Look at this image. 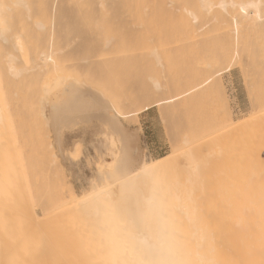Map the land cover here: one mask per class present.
I'll return each instance as SVG.
<instances>
[{
	"label": "rangeland",
	"instance_id": "1",
	"mask_svg": "<svg viewBox=\"0 0 264 264\" xmlns=\"http://www.w3.org/2000/svg\"><path fill=\"white\" fill-rule=\"evenodd\" d=\"M13 1L2 0L8 5H14L11 4ZM52 1L47 6L55 9L56 1ZM198 1L165 0L169 11L185 16V26L182 29L135 32L132 35L141 38L140 46L132 49L115 44L107 51L103 48L102 40L99 43L95 41H99L101 34H97V39L92 33V37H95L94 45L92 41L88 43L89 40H85L91 33L83 31L75 37L65 34L67 38L70 37L65 41L59 33L58 24L53 40L50 9L44 15L35 2L32 3L33 13L38 10L41 13L26 15V19L24 14L16 13L17 11L10 13L13 18L16 15L11 21L20 32L38 36L37 20L45 22L48 28L47 34L45 33L46 50L52 46L59 48L55 56L67 67L63 70L66 76L77 81L75 86L79 88L84 85L81 87L84 90H94L97 98L109 108L110 114L118 109L126 130H142L146 142L154 146V151L148 153V161L161 157L170 159L168 167L153 171L156 199L163 208L161 219L169 224L168 229L178 231L179 236L202 238L214 237L224 232L221 236H227L233 222L240 217L251 222L258 208L264 182V97L259 87L264 67V25H248L244 16H241L242 12L239 13L240 6L235 8L236 11L233 9L232 12L223 14L217 9L220 13H212L213 17L204 13L199 18V23L192 15L189 17L188 11L197 12ZM240 1L244 0H239V5L242 3ZM35 7L38 9L35 10ZM185 9L189 14H186ZM235 21L241 27L236 28ZM113 35L116 36V33H111ZM217 68L221 71L219 77L214 72ZM246 76L256 85L255 100L249 96ZM34 100L37 101V97L33 96L32 103ZM144 100H149L150 103L141 111L139 104ZM39 107L41 106L34 104L24 109L23 123L17 122L13 128H0V150L3 149L0 151V165H6L5 168L10 170L7 172H12V177L15 175L13 183L21 181L15 186L26 187L20 186L22 194H17L20 190L17 192L12 189V192L17 193L10 195L13 194L14 197H11L15 199V204L20 206L26 202L22 198H28L26 206L29 205L30 209L36 211L41 222L39 225H42L40 231L38 226L35 227L36 221L34 223L30 220L31 223L28 224L32 228L24 226L25 230L21 235L31 231L29 234L25 233L28 238L24 239L27 242L25 244L30 245L29 249L33 248V252L37 250L34 253L40 261L46 262L43 264H57L56 261L58 264H82L83 261L89 264L93 259L95 263L93 260L91 264H103L100 263L101 258L96 257L103 256L99 255V249H96L99 254L98 251L93 252L96 256L91 254L95 250L94 246L97 248L100 242L103 243L101 239L98 244L96 241H89L90 244L88 242L92 236V241L96 239L95 236L104 240L101 235L102 224L87 219L79 204L78 193L82 191L85 181L90 183L94 179V170L99 171L96 165L101 164V160L96 155L97 148L93 142L107 135L105 143L108 147L102 153L103 165L107 166L113 165V160L120 156L117 151L123 140L119 133L113 132L108 122L101 119L100 109L92 111L90 115L93 118L87 122L75 118L71 112L58 123L57 119L48 116V111L47 114L44 113L46 109ZM51 108L54 114V109ZM3 136H6L8 142ZM14 136L17 138L14 142L16 149L11 144ZM76 141L78 144L73 148ZM77 146L80 148V156L73 159ZM186 152L195 157V163ZM23 170L26 176L22 177ZM23 178L27 180L25 184L22 183ZM22 206H25L24 203ZM32 231L41 238V242H38L40 247L37 244L39 238ZM50 231H53L52 234ZM14 233L9 236L13 237L9 240L20 236V233L15 236ZM23 237L20 236L19 239ZM30 238V242L34 238L32 242L36 240V243L28 244ZM82 239H88L87 243ZM83 253L90 260H86L87 256L82 260L85 257ZM111 255L104 257L105 262L108 256V261L112 258ZM37 257L35 262L42 264L37 261ZM60 260L64 262H59ZM111 260L114 264V259H110V263Z\"/></svg>",
	"mask_w": 264,
	"mask_h": 264
},
{
	"label": "bare ground",
	"instance_id": "2",
	"mask_svg": "<svg viewBox=\"0 0 264 264\" xmlns=\"http://www.w3.org/2000/svg\"><path fill=\"white\" fill-rule=\"evenodd\" d=\"M51 1H49V0H14L13 3H11V4L20 5V6L12 8L11 12L15 13L17 11L16 13H18V12L22 13L25 15V17H24L25 19H26V15L32 16L35 13H39L40 12L39 10H41L45 15L48 13L47 12L48 8L47 7L41 8L40 6L41 5H48V2H51ZM55 1H56V5L68 6V8L72 12H74L77 16L80 17V19L82 21V30L81 31L86 32L88 34L91 33V36L88 35V37L85 38V40H89V42L87 41L88 43H90L92 41L91 43L93 44V39L95 37L94 36H93L94 38L92 37V33H94L95 36H97V34L98 35L101 34L102 35L101 38H99L98 36L96 37L97 39L99 38V41L98 40H95V41H96V43H99L102 40L103 41L102 44L104 46L103 48H105L106 51L109 48H112V46H114L115 44H121L122 46H126V47H129L132 49H134L136 46H140L141 38H138L137 36L132 35L135 32L166 31V30H170V29H182L185 26V23H184V17L185 16H183L182 14L178 16V14H176V13L174 14V12L173 13L171 12L173 10L169 11L166 7L165 0H55ZM55 1L53 0L52 2H55ZM238 1L239 0H237V2ZM237 2L235 0H217V1L199 0L198 6L196 7L197 12H194V11L192 12L191 10H188L190 13L189 14L186 9H185L186 10L185 12H187L186 14L190 15V16L189 15H187V16H189V17L193 16L192 18H195L197 20V22H199V18L202 17L204 13L206 15L211 14V16H212V13L214 14V12H216V11L219 13L221 11L222 14H223V12H226V13L229 12L230 13V12H232L233 9L236 11L235 8H238V7H232V5H234V4L239 5ZM240 2H242V1H240ZM260 2H261V0H247V1L244 0L239 5L240 6L239 8H241L240 9L241 11L239 13L242 12L241 16L242 17L244 16V18L246 19L245 22H247V24L252 26V27H257L259 25H262L261 20H260L259 15H258V10L255 8L244 7V5H247L250 3L260 4ZM6 3L7 2H5V4ZM32 3H34V4L37 3V5L39 7L38 12L35 11V13H33L34 12V7H33L34 4L32 5ZM202 3H211V4L216 5V7L212 8L210 10L203 9L200 7V5ZM49 5H51V4L49 3ZM220 5H226L227 7L222 8V7H220ZM113 6H115V7H113ZM37 9L38 8L35 7V10H37ZM173 9H174V7H173ZM193 9H194V7H193ZM217 9H219L220 11H218ZM259 11H264V9H261ZM40 15H42V14H40ZM44 15H42V16H44ZM236 15H237V12H236ZM15 16L13 18L12 14L10 13V18L15 19ZM234 16H235V14H234ZM21 18H22V16H21ZM239 19H240V17H239ZM41 23L43 25L42 27L37 26L38 36L39 35L45 36V33L47 34L48 28H47L45 22L41 21ZM195 23H196V21H195ZM241 23H242V21H241ZM235 24H236L235 26H237L236 28H238V26H240L238 22H236ZM113 32L116 33V36H114V35L111 36V33H113ZM55 35L56 34H53V38H52L53 40H55ZM66 36H69V35L66 34ZM66 36L65 35L63 36L64 37L63 40H65V41L67 38ZM70 37H68L67 39H69ZM81 37H83V39H84V36H81ZM59 38H60V35H59ZM149 41H152V40L150 39ZM71 43H72V41H71ZM88 43H87V45H88ZM121 45H120V47H121ZM64 48H66V47L64 46ZM58 49L57 48L55 49L54 46H52L49 50H46V48H44V49H41V53L38 55L35 47H33L31 51H29L28 47H25V50L23 52L19 53V60L24 61L25 59H27L28 63H30L34 67L35 70L29 71V72H26V73H23L20 75L11 74L8 72L6 64L4 62L3 54L0 53V88L3 89L4 95L6 97L4 102H0V128H1V126H2V128H3V126H5L4 128H6V129H7V127L13 128L17 122L23 123L25 121L24 117L22 115L23 110L28 108V107L33 106L34 104L41 106L43 109H46L44 113H46L48 111L47 112L49 114L48 116L49 117L51 116L52 118L54 117V119H57V122L59 123L60 119H65L67 114L71 113V108H72L73 104L80 103V101H82V100L88 101L91 96L98 97L95 94L94 90H92L93 92H91L90 89H89L90 91H88V90H84L83 88H81L84 85L81 87L79 85L78 86H79V88H81L83 90L85 95L82 96L79 100H77L75 97H73L72 86L75 85V83L77 81L71 80L69 78L70 76H66L65 72L63 71L65 68V65L62 64L63 61H61L55 55H51L53 52L56 53L58 51ZM44 51H47L50 54V58L44 57L42 55ZM62 52H60V53H62ZM86 57H89V56H86ZM86 57H84V58H86ZM101 57H103V56H101ZM89 58H92V56H90ZM159 59H160V57H159ZM130 63H132V61H130ZM83 64H84V62H83ZM126 64H127V62H126ZM147 66H149V65H147ZM71 78H73V77H71ZM74 79H75V77H74ZM75 80H78V79H75ZM79 82L80 81H78V83ZM80 84H81V82H80ZM90 87H91V85H90ZM33 96L37 97V99H38L37 101L34 100L35 101L34 103H32ZM41 107H39V108L41 109ZM51 107H53V109H54V114H52V108ZM100 110H101V114H100L101 119L105 120L106 122H108L110 124L111 128L113 129V132L119 133L120 128L126 130V128L123 126V123L121 121L122 117H120L119 114H121V113L118 109L113 111V114H110L109 108L107 106L103 105V107ZM40 113H41V115H44V114H42V112H40ZM39 117H41V116H39ZM116 125H119V128H116L115 127ZM1 132H2V130H1ZM0 136H2V135H0ZM5 139L4 140L7 141V138H5ZM16 140H17V138L14 136L12 138L13 143H11L12 147L14 149H16L14 146V144H15L14 142H16ZM77 144H78V141H76L74 143L73 148ZM189 144H190V142H189ZM8 145H9V143H8ZM9 146H8V149H9ZM119 149L120 150L117 152H119V155L121 156V148H119ZM0 151H3V149ZM10 151H12V150H10ZM13 151H15V150H13ZM6 152H9V151H6ZM3 154H4V152H2V155ZM12 154H10V155H12ZM15 155L17 157L18 153H16ZM13 156H14V154H13ZM120 156H118L116 159L113 160V165L117 164L119 162ZM19 157H20V155H19ZM13 159L14 158H12V160ZM175 160H177V159H175ZM141 162H142V166H143V156H141ZM147 162L149 165H153L154 167L152 169H150L148 175L142 176L140 178V180L138 181V183H140L142 186L145 187L148 196L152 197L154 199L156 205H158V201L156 199L157 188L155 187V184L153 181V179H154L153 171L156 168L168 167L167 164L170 162V159L169 158L167 159L166 157L165 158L161 157V158H156L154 160L147 161ZM16 163H17V161H16ZM19 164L21 165L22 163H19ZM170 164H169V166H170ZM0 166H1L0 169H2L1 170L2 173H0V264H35V263L37 264V262H35L37 256H36V253H34L37 250H35L33 252V250H32L33 248L29 249L30 245L26 246L27 244H25V243H27V242L24 240V239H28V238H26V234L27 233L29 234L31 231L30 232L27 231V233L24 232V233H22V235H21V232H23L25 230L24 226L28 227V229H29V227H31L30 224H28V222L30 220H33L32 222H34V223L36 221L37 225H35V227L38 226L37 229H39L41 231L40 227L42 225L41 226L39 225V223L41 224V222L39 220L38 215L36 214V211L30 209L29 205L26 206L28 204V201H29L28 198H26L28 200L27 201L26 199L24 200V198H25L24 196H23L24 198L21 197L23 199L22 201L27 202V203L23 202L25 206H22L23 203L21 206L18 204H15L16 203L15 199H13L11 197V196H13V194L12 195H10V194L14 193V192H12V189L13 190L15 189L14 191H17V192L20 190L21 192L19 191V193H17V192L16 193L22 194V189L20 188L21 185H19V187H18V185L15 186V184L19 180L15 181L13 183L14 178H16L15 175H14V177H12V175H13V174L11 175L12 172H10V173L7 172L9 169L5 168L6 165H5V167L2 164ZM175 166H177V165H175ZM193 167H194V165H193ZM22 168H23V166H22ZM177 169H180V168L177 167ZM22 173H23V175H22ZM22 173H21L22 177L24 175L26 176L25 170H23ZM25 180H26V178L25 179L23 178L22 183L24 182V184H25ZM19 182H21V181H19ZM26 182H27V180H26ZM12 183L14 184V186L16 188L14 186H12L13 185ZM22 186L25 187V185H22ZM26 186L28 188V184ZM25 189H26V187H25ZM16 193H14V195H16ZM27 196L28 195L26 194V197ZM82 210H83L84 214L86 215L87 219H90L92 221L96 220L94 215L86 214L85 210L83 208H82ZM254 213L255 214L251 218V220H252L251 222L248 221V219L242 220L243 218H241V217L239 220L233 222L232 226H231L232 229L229 228L227 236H221V235H224V233H225V232L224 233L222 232L223 234L218 233V235L214 236V237H202V238L191 237L188 234H186L188 236H179L178 231L168 229L167 227L169 226V224L165 223L161 219V216H157L156 219L150 221V223L147 227H144L141 229L142 235H141L140 239L137 241V247H140V248L152 247V246L158 247L161 243H163L165 245L166 249L171 250L172 254L174 255V257L176 259L184 260L187 262V264H200L201 260L211 262V264H264V182L262 184V188L260 191V199L258 200V208ZM96 221L94 223H96ZM29 223H31V222H29ZM27 224L29 226H27ZM101 224L102 223H100L99 225H101ZM94 225H97V224H94ZM43 227H44V224H43ZM45 227H48V226L46 225ZM116 227H118L121 231H128L130 229V225H128L126 222H119L116 225ZM50 228L51 227H49V229ZM51 230H53V229L51 228ZM43 231L44 230H42V232ZM42 232H40V233H42ZM50 232L52 234L53 231H50ZM97 232L99 233L100 231H97ZM12 233H14V236L16 233H18V234L20 233L19 235L24 236V237L22 239H19L20 236H18V237L16 236L15 238H17V239L9 240L10 238L11 239L13 238V237H9V236H12L11 235ZM32 233H34L36 235V233L34 231H32ZM92 233L97 234L93 231H92ZM32 236H33V234H32ZM44 236H46L45 233H44ZM54 236H55V234H54ZM36 237H38V236L36 235ZM38 238H39V241H37V244H38V242H41L40 241L41 238L40 237H38ZM46 238H47V236H46ZM53 238H55V237H53ZM92 238H93V236H92ZM92 238L90 240L85 239L86 240L85 243H87V240H88V242L89 241H91V242L96 241L98 244L100 242V239L103 242L102 243L103 246H101L102 245L101 242L99 243V245H98V247L100 246L99 248L98 247L95 248L96 246L93 245L94 246L93 247L91 245V247H93V249H95L94 251L91 249L92 250L91 254L93 256H96V254H93V252L96 251V253H97V251H98L97 254H99L100 253L99 250L101 251V253L99 255H101V256L103 255L102 257L96 256L97 258L98 257L101 258V262L99 261L100 259L97 262H100L103 264L108 262L109 264H113L112 260H111L112 263L109 262L110 259L113 258L114 259L113 261H115L114 264H124V260L126 259V257L123 255L119 245L112 244V246H114V247H112L108 241L105 240L106 241L105 242L102 238H100V237L98 238V236L97 237L95 236L96 239H94L93 241H92ZM30 240H31V238L28 240V244H31V242L34 240V238L31 242H30ZM51 240H54V239L51 238ZM83 240L84 239H82V241ZM35 241L32 243H36ZM11 242L14 244H10ZM50 242H52V241H50ZM61 242H62V240H61ZM59 243H60V241H59ZM104 243H105V245L107 243L109 245L107 244L106 246H104ZM89 244H90V242H89ZM39 245H40V243L38 244V247H40ZM63 246H64V244H63ZM86 246H87V244H86ZM107 246H111V247L108 248ZM34 247H35V245H34ZM105 247L108 248L109 252H106L108 250ZM41 248H44V247H41ZM115 248H117V249H115ZM57 249H59V247ZM96 249H99V250H96ZM102 250H103V252H102ZM110 250H114V251L110 252ZM65 251H64V253H65ZM78 251H80V250H78ZM81 251H84V250H81ZM114 252H116V254H113ZM44 253H45V251H43V254ZM87 253H90V252H87ZM105 253H107V254H105ZM37 254H38V252H37ZM68 254H69V252H68ZM80 254H82V253H80ZM83 255L85 257L82 256V257H84V259L82 258V260H85L87 255H85L84 253H83ZM106 255H111L112 258H110L108 261V258H109V256H108L107 261L105 262L106 258H104V257H106ZM114 255H116V256H114ZM88 257L89 256H87V258ZM92 257H90V258H92ZM66 259H67V257H66ZM115 259H118V261ZM55 260H57V259H55ZM86 260H90V259L88 258ZM93 260H90V262L92 263ZM102 260H104V261L102 262ZM37 261H40L39 258ZM66 261H68V260H66ZM69 261L71 262V260H69ZM116 261H117V263H116ZM40 262H42V261H40ZM44 262H42V264ZM56 262L58 264V261H56ZM59 262H64V261L60 260ZM83 263H84V261H83ZM91 263H89V264H91ZM94 263H95V260H94ZM86 264H88V263H86Z\"/></svg>",
	"mask_w": 264,
	"mask_h": 264
},
{
	"label": "snow or ice",
	"instance_id": "3",
	"mask_svg": "<svg viewBox=\"0 0 264 264\" xmlns=\"http://www.w3.org/2000/svg\"><path fill=\"white\" fill-rule=\"evenodd\" d=\"M19 6L8 5L0 0V53L3 54L8 72L15 75L35 70L27 59L19 60V53L23 52L25 47H28L29 51L35 47L38 55L41 53V49L47 47L46 36L20 32L12 23L11 9ZM40 7L50 9L54 34L58 24L62 38L65 34L72 37L80 35L82 21L68 6L56 5L55 9H51L47 5ZM200 7L210 10L216 5L202 3ZM220 7L227 6L220 5ZM232 7H239V5L234 4ZM244 7L257 9L261 24L264 25V11H259L264 9V0H261L260 4L250 3ZM37 26H43L39 19ZM42 55L50 58L47 51H44ZM51 55L57 54L53 52ZM214 72L216 77L221 75L219 68L215 69ZM207 82L210 83L211 81ZM245 83L248 86L250 98L255 100L256 85L247 76ZM259 87L261 95L264 97V67H262ZM72 95L79 100L85 93L81 88L73 85ZM5 99L3 89L0 88V102H4ZM148 103H150L149 100H144L139 104V109L143 111ZM103 104L104 101L91 96L86 102L74 104L71 112L75 118L87 122L93 118L90 113L96 109H101ZM115 127L119 128V125ZM119 134L123 140L121 156L119 162L114 165H103L102 153L108 147L105 143L107 135L103 139L98 138L93 142L97 148L96 155L100 158L101 164L96 165L99 171L94 170V179L90 183L85 181L82 191L78 193L80 206L86 214L94 215L96 220L102 223L101 235L104 240L108 241L110 245L120 246L123 255L126 257L124 264H187L184 260L176 259L171 250L166 249L163 243L158 247H137V241L142 235L141 229L147 227L150 221L156 219L157 216L163 215V208L156 205L154 199L148 196L145 187L138 183L140 178L148 175L150 169L154 167L147 162L148 153L154 151V146L146 142L141 129L133 132L120 128ZM186 155L195 163V157L190 152H186ZM79 156L80 148L77 146V151L72 158L78 159ZM141 156H143V166ZM82 179L84 178L82 177ZM119 222H126L130 225V229L121 231L118 227H114ZM200 264H211V262L201 260Z\"/></svg>",
	"mask_w": 264,
	"mask_h": 264
}]
</instances>
